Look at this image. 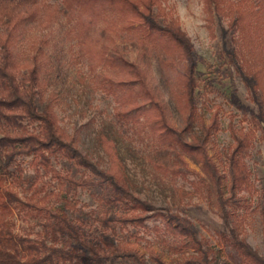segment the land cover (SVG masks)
Here are the masks:
<instances>
[{
    "label": "rangeland",
    "instance_id": "rangeland-1",
    "mask_svg": "<svg viewBox=\"0 0 264 264\" xmlns=\"http://www.w3.org/2000/svg\"><path fill=\"white\" fill-rule=\"evenodd\" d=\"M32 4L41 5V15L22 24L14 53L20 64L37 71L45 99L62 130L93 163L103 169L118 168L140 198L160 211L187 219L196 237L212 249L216 264H247L220 234L224 225L212 179L194 154L161 138L142 112L122 114L126 101L109 89L121 69L107 64L105 57L120 56L130 64L128 70L142 72L165 105L170 121L183 130L188 141L198 140L206 147L223 176L226 191L225 155L232 144L229 122L237 128L249 126L248 118L230 104L232 89L236 88L244 103L250 102L222 47L224 41L233 47L245 71L257 74L264 97V0H218V12L207 9L204 0H159V6L154 7L159 24L175 21L200 59L194 75L193 111L182 98L179 73L184 60L169 39L154 32L145 35L138 27L124 29L129 14L106 1L95 2L83 11H68L61 0H35ZM209 16L213 17L212 33L207 28ZM233 20V33L222 38V31ZM214 118L216 125L208 129ZM30 160L17 158L10 169L19 171L22 179L11 184L20 197L44 208H14L8 221L16 233L39 237L45 209L96 207L87 191L66 205L57 180L50 174L37 175ZM243 161L250 182L238 193L239 204L231 207V221L237 235L264 256V144L259 132ZM51 162L57 170L65 167L60 158H51ZM146 225L130 227L119 238L126 236L146 259L153 250L166 264L193 252L191 246L183 245L182 236L165 230L161 219L151 218Z\"/></svg>",
    "mask_w": 264,
    "mask_h": 264
},
{
    "label": "trees",
    "instance_id": "trees-1",
    "mask_svg": "<svg viewBox=\"0 0 264 264\" xmlns=\"http://www.w3.org/2000/svg\"><path fill=\"white\" fill-rule=\"evenodd\" d=\"M34 1L0 0V264H166L153 250L146 259L126 236L119 238V234L130 231V227H146V221L151 218L161 219L165 230L182 236L183 245L192 247V253L172 264H216L212 249L196 237L187 219L160 211L140 198L125 183L118 168L103 169L93 163L58 125L57 116L41 89L37 71L20 64L14 53L22 24L41 15L42 7L32 4ZM98 1L109 2L129 14L124 29L138 27L145 35L154 32L169 39L180 51L184 60L179 73L182 98L185 106L193 111L197 86L194 75L200 59L192 42L175 21L161 25L156 20L154 7L159 6V0H61V3L68 11H83ZM204 3L207 9L218 12V0H204ZM212 21L213 17L209 16L207 28L210 33L213 32ZM235 25V20L231 21L222 31V38L232 34ZM222 51L242 81L250 102L244 103L236 88L232 89L230 104L248 118L249 126L237 128L229 122L232 144L225 155L226 191L223 176L203 143L191 142L184 137L183 130L170 121L165 105L144 80L142 72L128 70L130 64L120 56L105 57L107 64L121 69L119 77L110 82L109 89L126 101L122 114L131 116L142 112L145 121L161 138L196 156L213 181L224 225L221 236L232 243L247 264H264V256L237 235L231 221L234 214L231 207L239 204L238 193L250 182L243 160L253 145L256 132L260 133L264 144V97L260 93L257 74L245 71L236 50L224 41ZM215 125L214 118L208 129ZM19 157H31L37 175L50 174L57 180L66 205H70L80 192L87 191L96 207L88 210L83 205L72 206L71 211L65 207L45 209L39 237L16 233L8 221L14 208L32 207L38 211L44 208L20 197L11 184L22 179L19 171L10 169ZM51 158L62 159L65 167L55 169ZM155 229L160 228L156 226Z\"/></svg>",
    "mask_w": 264,
    "mask_h": 264
}]
</instances>
